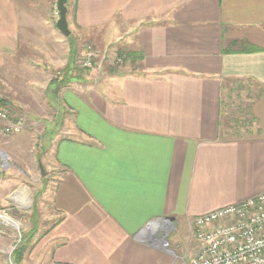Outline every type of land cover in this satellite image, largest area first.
I'll return each instance as SVG.
<instances>
[{"label": "crops", "instance_id": "crops-1", "mask_svg": "<svg viewBox=\"0 0 264 264\" xmlns=\"http://www.w3.org/2000/svg\"><path fill=\"white\" fill-rule=\"evenodd\" d=\"M57 1L0 0L8 73L61 74L78 42L112 62L74 73L56 96L66 114L48 166L59 174L51 203L61 218L33 261L188 264L181 227L264 192V0H75L69 37ZM121 51L136 53L124 62L135 73L114 61ZM229 91L258 98L248 134L225 136ZM16 186L7 182L5 202Z\"/></svg>", "mask_w": 264, "mask_h": 264}, {"label": "rangeland", "instance_id": "rangeland-1", "mask_svg": "<svg viewBox=\"0 0 264 264\" xmlns=\"http://www.w3.org/2000/svg\"><path fill=\"white\" fill-rule=\"evenodd\" d=\"M67 5L73 13L75 0H69ZM85 44L78 42L76 45L75 67L78 70L75 73L79 74V70H85L81 67L83 56H80L78 50L83 54L88 45L96 50L97 62L101 61V67L107 69L110 61L112 62L109 59L111 54L100 52L94 43ZM119 67L125 69L127 73H135L131 71V65L128 63H120ZM8 70L7 67L4 68V62H2L0 64V100L7 104L12 119L23 118L25 125L21 134L5 138L1 146L5 159L4 167L1 166L0 159V264H15L10 255L18 245L23 246V244L25 254L22 264H36L32 258L37 253L35 251L33 255L34 247L46 242L51 227L61 218L51 203L55 179L59 177V174H54V171L49 168L48 155L51 140L55 137V131H58L62 116L66 114L63 107L57 105L58 97L55 98L53 94H49V86L55 77L62 80L63 76L58 73L23 75L16 71L8 73ZM87 70L90 71V69ZM89 71L84 74H88ZM33 79L40 80L42 86L30 85ZM253 95L248 91L224 93L222 120L226 129L225 136L236 137V135L248 134L249 129L254 130L255 122L251 120V115L254 116L253 105L258 98H253ZM22 103H28V105L25 106ZM41 165L45 173L42 172ZM7 182L21 185L19 189H16L17 186L13 188L10 194L12 202L4 201V189L7 187ZM5 218L9 222H6ZM177 239L184 251V261L189 263L197 249L190 222L189 226L181 227ZM189 248H192L190 252H188Z\"/></svg>", "mask_w": 264, "mask_h": 264}, {"label": "built area", "instance_id": "built-area-1", "mask_svg": "<svg viewBox=\"0 0 264 264\" xmlns=\"http://www.w3.org/2000/svg\"><path fill=\"white\" fill-rule=\"evenodd\" d=\"M98 55L88 45L82 66L94 70ZM121 63L122 58H116ZM23 118L13 120L9 109L0 106V159L5 138L19 135ZM196 253L188 264H264V192L238 203L218 208L191 219Z\"/></svg>", "mask_w": 264, "mask_h": 264}, {"label": "trees", "instance_id": "trees-1", "mask_svg": "<svg viewBox=\"0 0 264 264\" xmlns=\"http://www.w3.org/2000/svg\"><path fill=\"white\" fill-rule=\"evenodd\" d=\"M75 51V48H74ZM121 58H122V62H125L127 60H130L132 62L136 61L137 55L136 53H130V52H126L124 53L123 51H121ZM74 56H75V52L73 53V59L70 60L69 64L66 66V68L64 69V71L60 74V76L62 75V80H59V77H55V79H53L50 82V95L53 94L55 97L58 96L60 88L63 84L68 83L70 81V79H72L73 74L76 72V70H78L75 67V60H74ZM120 58V57H119ZM81 67L84 68L85 70H79V75L83 76L84 72H88L89 70H87V68L83 67L81 64ZM0 106L7 108V104L3 101L0 100ZM25 253V245L23 244V246H17L16 249L14 250L13 254H12V259H14L13 263L15 264H19V261L21 260V258L23 257Z\"/></svg>", "mask_w": 264, "mask_h": 264}, {"label": "water", "instance_id": "water-1", "mask_svg": "<svg viewBox=\"0 0 264 264\" xmlns=\"http://www.w3.org/2000/svg\"><path fill=\"white\" fill-rule=\"evenodd\" d=\"M68 1L69 0H58L57 1V10L59 14V20L57 22L58 30L66 37H69L71 34L69 24H68ZM42 172L45 173V169L41 165ZM169 221H174V218H167Z\"/></svg>", "mask_w": 264, "mask_h": 264}, {"label": "flooded vegetation", "instance_id": "flooded-vegetation-1", "mask_svg": "<svg viewBox=\"0 0 264 264\" xmlns=\"http://www.w3.org/2000/svg\"><path fill=\"white\" fill-rule=\"evenodd\" d=\"M160 224V223H159ZM161 227H163L164 229H166L167 231H171L173 228V225L167 221L165 222H161V224L159 225Z\"/></svg>", "mask_w": 264, "mask_h": 264}, {"label": "bare ground", "instance_id": "bare-ground-1", "mask_svg": "<svg viewBox=\"0 0 264 264\" xmlns=\"http://www.w3.org/2000/svg\"><path fill=\"white\" fill-rule=\"evenodd\" d=\"M1 217H3V218H4V216H1ZM5 221H6V222H9V220H8L7 218H5Z\"/></svg>", "mask_w": 264, "mask_h": 264}]
</instances>
